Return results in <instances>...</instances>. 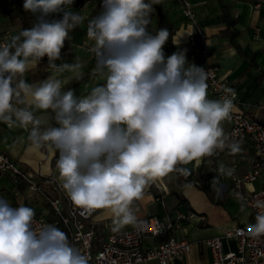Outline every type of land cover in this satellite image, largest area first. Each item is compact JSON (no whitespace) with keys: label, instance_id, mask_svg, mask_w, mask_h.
Returning a JSON list of instances; mask_svg holds the SVG:
<instances>
[{"label":"clouds","instance_id":"1","mask_svg":"<svg viewBox=\"0 0 264 264\" xmlns=\"http://www.w3.org/2000/svg\"><path fill=\"white\" fill-rule=\"evenodd\" d=\"M156 2L100 0L87 33L91 72L103 83L85 95L68 85L84 79L86 61L56 63L69 32L85 21L69 7L73 0H25L36 23L0 41V122L24 129L36 149L54 151L61 186L76 206L111 209L123 225L135 224L132 204L150 181L188 175L177 165L218 149L242 151L221 126L234 108L233 90L208 99L207 71L188 63L187 49L166 56L168 29H149ZM44 57L50 74L29 82L26 73ZM220 171L231 176L234 169ZM254 206L247 231L261 236L264 201ZM0 264L90 260L56 224L37 222L33 208L0 196Z\"/></svg>","mask_w":264,"mask_h":264},{"label":"crops","instance_id":"2","mask_svg":"<svg viewBox=\"0 0 264 264\" xmlns=\"http://www.w3.org/2000/svg\"><path fill=\"white\" fill-rule=\"evenodd\" d=\"M187 1L193 12L192 18H186L183 15L180 3L174 0H161L165 11L174 23L173 39L178 42L174 43V52L187 49L188 63L200 67H204L208 63L215 64L219 68L220 74L226 77L239 92V104L235 108L253 113L264 121V109L255 107L256 104H264V0H225L230 7L232 18L237 19L234 28L239 33L235 40L241 50L247 52L248 57L238 53L229 38L223 34L226 24L222 18L219 0ZM13 5L14 0H0V25L3 30H9L10 35L18 33L21 30V25L15 16L1 13V10L13 7ZM99 5L100 0H73L72 5L69 6L73 11H81L85 21L78 27V31L69 34L65 46L61 50V60L58 64L61 62L71 63L77 56L86 61L84 79L73 86L77 95H85L92 87L103 83L91 72L94 60L87 33V21L99 9ZM157 22L155 10L149 29L155 31ZM190 37L194 38L193 42ZM197 46L206 48L209 55L203 56L200 51L196 50ZM254 53H257L258 56L252 60L251 56ZM251 65L256 67L251 68ZM37 66L38 64L26 73V79L29 82L36 81L31 74L36 72ZM45 70L50 74L49 67H46ZM207 93L208 99H217L209 86ZM221 126L227 135L231 128V122L225 120ZM27 134L22 128H10L0 122V149L39 177L45 196L55 197V191L51 186L53 183H61L56 166H52L55 153L47 148L36 149L26 140ZM239 141L242 142V151L240 152L226 151L216 155L215 151L212 156L196 159L184 165L185 168L196 171L206 158L209 170L216 173L212 187L216 190L220 203H213L196 184L179 180L174 171L163 177L168 186V192L163 202L155 200L153 195L140 197L138 201L140 208L135 213V224L118 223L111 209L97 210L92 219L88 221V226L94 232L95 249L105 241L110 231L133 229L139 224V220L148 214L169 219L175 218L180 212L193 211L195 216L184 221L180 228L167 233V235H174L192 242L191 251L183 257L174 259L172 264H212L211 249L203 241L220 235L224 229L237 227L252 220L251 210L227 194L226 186L231 184V178L220 171L222 165L226 169L234 167L240 175L249 169L254 157L253 143L246 139ZM210 157L215 158L214 163H209ZM47 178L53 182L44 181ZM171 180L175 183V187L170 186ZM9 183L10 185L6 186V183L3 182L0 189L7 187L10 192L3 195L11 203L29 205L39 215L50 208V204L43 194L35 193L29 196L23 185L18 186L11 183L10 180ZM262 187V182L248 185L249 189ZM200 216L206 218L205 224L200 220ZM165 238L166 236H148L143 241V248L146 250L155 248ZM235 248L236 243L233 240L225 241V250H234ZM141 264H159V262L151 260Z\"/></svg>","mask_w":264,"mask_h":264},{"label":"built area","instance_id":"3","mask_svg":"<svg viewBox=\"0 0 264 264\" xmlns=\"http://www.w3.org/2000/svg\"><path fill=\"white\" fill-rule=\"evenodd\" d=\"M182 5V12L186 18H192L193 12L187 0H174ZM10 36L9 30H3L0 25V41ZM193 42L194 38L190 37ZM203 56L209 52L206 48L198 47ZM203 68L208 74V86L214 96L219 99L226 94V89H232L234 96V108L227 119L231 122V128L227 136L237 140L246 139L253 143L254 157L249 169L242 175L238 174L234 167L231 184L226 186L227 194L249 208L252 212V220L246 224L224 229L220 235L205 239L203 243L210 247L212 264H264V235L253 236L247 231L249 224L255 223L257 209L254 206L257 200L264 201V121L253 113L237 109L239 104V92L231 82L220 74L219 68L208 63ZM257 109H264V104H256ZM229 151L228 149L216 150V155ZM0 174L7 175L18 186L23 185L29 196L43 194L49 202L50 208L43 214L35 212L37 222L54 223L58 227V221L50 220L54 214L63 223L70 243L87 255L90 264H141L151 260H157L159 264H172L176 258L188 254L192 249V242L188 239H180L174 235H167L173 229H178L184 221L195 216L193 211L180 212L175 218L163 219L154 214H148L139 220V224L129 230L116 229L108 233L105 241L95 249L94 232L88 226L97 210L76 206L66 195L61 183H56L59 195L55 197L45 196L39 177L27 170V168L13 159L7 152L0 149ZM262 182L260 189H249L248 185ZM168 192V186L164 178L150 181L142 196L153 195L155 200L163 202ZM0 196H4L0 192ZM141 196V197H142ZM140 199V198H139ZM139 199L132 204L134 213L139 210ZM13 206H19L12 203ZM30 207L29 205H25ZM203 224L204 216L199 217ZM166 236L159 245L152 249H144L143 241L146 237ZM233 240L236 243L234 250H225V241Z\"/></svg>","mask_w":264,"mask_h":264},{"label":"trees","instance_id":"4","mask_svg":"<svg viewBox=\"0 0 264 264\" xmlns=\"http://www.w3.org/2000/svg\"><path fill=\"white\" fill-rule=\"evenodd\" d=\"M24 2L25 0H14V5L13 7L10 8H4L1 10V13L4 14H8L11 16H15L20 25H21V29H29L31 28L37 20V15L33 14L31 12L25 11L24 10ZM220 2V6L222 9V18L224 23L226 24V29L223 31V34L225 36H227L230 40V42L236 47L238 53H240L242 56L248 57L247 52H243L241 50L240 45L236 42V37L238 35V30H236L234 28V26L237 23V19L232 18L231 16V12H230V7L229 5L225 2V0H219ZM154 8L156 10V15L158 18V22H157V27L156 29H160V28H167L170 35H169V39L166 42L165 46H164V51L166 56L167 55H171L174 52V43H173V35H174V23L173 21L169 18L167 12L165 11L163 4L161 2V0H157L156 5H154ZM99 11V9H97L94 12V15ZM79 28L72 30L69 32L72 33L73 31H78ZM258 56L257 53L252 54L251 59L254 60L256 57ZM56 63H59V60L56 61ZM37 70L35 73L31 74L32 78L36 81L41 80L43 78H45L47 75H49V72L45 70L46 67H48V58L44 57L41 62L37 63ZM252 67H256L255 65H251ZM261 73H260V77H261ZM78 82H72L69 84L68 87H73L77 84ZM185 164H180L177 165V167H184ZM52 166L55 167L56 166V154H54V157L52 159ZM189 170L188 175H184L178 172L176 173V177L179 180H183L185 182H192L194 184H196L201 190H203L208 196L209 198L212 200L213 203H220V200L217 197V192L216 190L212 187L213 185V179H215V175L216 173L209 170L208 165H207V160L206 158H204V161L202 163V165L196 170ZM44 181H49L50 183L53 182V180H51L50 178H47ZM51 188L55 191L54 193L56 194L55 196L59 195V190L56 186L55 183H53V186H51ZM54 215V214H52ZM52 215H50V218L52 217ZM56 217V219L54 221H58V227L60 229H62L63 231H65L69 237V234L65 228V226L63 225L62 222L59 221V218L54 215Z\"/></svg>","mask_w":264,"mask_h":264},{"label":"rangeland","instance_id":"5","mask_svg":"<svg viewBox=\"0 0 264 264\" xmlns=\"http://www.w3.org/2000/svg\"><path fill=\"white\" fill-rule=\"evenodd\" d=\"M214 161H215V158H213V157H210V158H209V163H214ZM1 176H2V178H0V187H1V184H3V182L6 183V186H9V185H10L9 180H10L11 183H14V182L11 180L10 177H9L10 179L8 178L7 175H0V177H1ZM7 178H8V179H7ZM169 184H170V186L175 187V183H174L172 180L169 182ZM0 191H1L2 194L7 193V192H10V191L7 189V187L4 188V189H0ZM49 219H50V220H55L56 217H55L54 215H52L51 218H50V216H49Z\"/></svg>","mask_w":264,"mask_h":264}]
</instances>
